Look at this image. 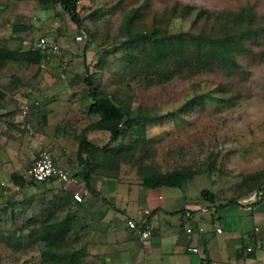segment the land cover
<instances>
[{
    "label": "rangeland",
    "instance_id": "374dc122",
    "mask_svg": "<svg viewBox=\"0 0 264 264\" xmlns=\"http://www.w3.org/2000/svg\"><path fill=\"white\" fill-rule=\"evenodd\" d=\"M76 7L79 24L55 1L0 0V46L34 49L44 37L58 47L37 64L6 60L0 66V264H48L36 230L45 220L73 212L76 232L70 230L67 239L77 234L71 247L84 248V261L135 264L131 255L140 242L132 239L124 218L114 220L123 231L116 241L96 246L98 238L87 230V214L101 205L99 190L73 203L61 183L11 181V173L23 175L42 150L74 172L80 170L81 137L102 147H89L81 156L89 164V183L101 190L120 188L128 207L133 188H145L142 176L152 171L193 172L184 193L204 213L209 202L200 199L201 190L219 203L242 199L253 191L245 176L264 169V0H76ZM134 8L127 25L124 18ZM240 8L251 13V22H231ZM154 29L188 39L179 73H160L166 63L156 65L149 42L133 37ZM202 32L240 36L233 60L214 62L209 54H197L209 46L192 41ZM91 88L127 113L123 133L111 141L108 131L87 128L98 118L88 111Z\"/></svg>",
    "mask_w": 264,
    "mask_h": 264
},
{
    "label": "crops",
    "instance_id": "0c3cea01",
    "mask_svg": "<svg viewBox=\"0 0 264 264\" xmlns=\"http://www.w3.org/2000/svg\"><path fill=\"white\" fill-rule=\"evenodd\" d=\"M91 186L102 197L96 212L87 214L88 232L98 238L96 246L105 239L116 241L123 231L114 220L117 216L124 218L132 239L140 242L131 255L135 264H145L146 258L153 259L154 264H264V191L253 200L236 199L202 213L200 205L188 200L184 189L177 187L133 188L135 198L128 207L130 199L127 195L124 198L120 188L115 192L108 185L102 190ZM86 193L85 188L83 199ZM143 209L148 214L144 215ZM173 210L178 211L171 213ZM128 217L145 219L151 228L149 236L141 238L137 230L127 228ZM197 225L203 228L201 232H185L187 226ZM188 246H196L198 252L187 251Z\"/></svg>",
    "mask_w": 264,
    "mask_h": 264
},
{
    "label": "trees",
    "instance_id": "16d2710c",
    "mask_svg": "<svg viewBox=\"0 0 264 264\" xmlns=\"http://www.w3.org/2000/svg\"><path fill=\"white\" fill-rule=\"evenodd\" d=\"M42 3H47L51 1L58 2L63 11H65L70 20L76 24L80 23L79 13L76 7V0H39ZM137 11V8H134L129 13L126 14L124 21L127 25H130V18L133 15L132 12ZM135 14V13H134ZM251 13L244 8H240L238 11L234 12L231 17V22L234 23H243L246 24L251 22ZM244 31V30H243ZM234 34H228L225 36L205 35L204 32L199 34L192 35V41L201 44V42H207L208 47L200 48V50L195 51L197 54H209L212 61L220 62H230L233 60L232 56V47L234 45L235 38ZM133 37L140 40L148 41L150 44L151 59L156 65L160 62L165 64V70L160 71V73L165 74L166 77H170L176 73H179V70L185 63V58L182 56L184 48L188 45L187 38L181 33H167L162 31L158 33L156 29L148 33H134ZM208 39V40H206ZM199 46V45H198ZM207 49V50H206ZM45 54L40 52L38 49H24V50H15L9 49L4 46H0V66L6 60H23L29 63H39L41 59H44ZM165 62V63H164ZM159 71H157V74ZM87 85H91L90 81H86ZM89 95L92 99V102L88 106V111L92 114H96L98 118L89 124H87L88 129L92 130H106L109 132V140H113L120 136L124 128L123 118L127 115L119 105L114 103L103 91H97L94 88H91ZM92 150L100 149L95 144L87 142L85 137H81L77 146V157L80 163V170L74 171V174L80 175L84 180V186L90 194H94L95 190L92 188L89 183L90 178V169L89 164L82 159V154L84 150L88 148ZM54 160V159H53ZM55 161V160H54ZM193 172L189 169H173L166 172H149L142 176V185L146 188H154L159 186H168V187H177L181 190L184 188L185 182L192 178ZM245 177L249 178L252 182V185L249 187V191L252 190H262L264 191V169L257 170L253 173L246 175ZM10 179L12 182L18 185L23 183H31L35 186H41L46 182H53L52 180L48 181H32L26 179L23 175L16 172L11 173ZM27 183V184H28ZM72 198V197H71ZM200 199L208 201V208L213 207L215 210L218 205L234 203V200H228L223 203H216L215 196L213 193H210L207 189H203L200 192ZM73 200V199H72ZM79 203L81 201H75ZM178 210H173L171 213H175ZM77 218L76 213H71L64 216L61 219L53 221H43L41 227L36 230L37 238L44 243L43 249V262L49 261L48 264H88L81 257L84 255V248H72L71 243L78 239L76 233H74L72 241L68 242L67 233L72 230L73 223ZM146 223V220L144 221ZM141 224L143 227L145 224ZM74 232L76 230L73 229Z\"/></svg>",
    "mask_w": 264,
    "mask_h": 264
},
{
    "label": "built area",
    "instance_id": "2783aa9c",
    "mask_svg": "<svg viewBox=\"0 0 264 264\" xmlns=\"http://www.w3.org/2000/svg\"><path fill=\"white\" fill-rule=\"evenodd\" d=\"M34 48L38 49L40 52L44 53L46 57H49L58 51L57 45L48 42L44 37H40L37 41L33 44ZM21 113L25 114L26 112V105L23 104L21 106ZM23 176L32 181H48L52 180L53 182H58L63 184V186H67L71 197L74 201H82L83 194L80 188V178L78 175L74 174V172L69 171L63 165L55 162L50 155L49 152L46 150H42L36 158L32 160V162L26 167L24 170ZM262 194V190H254L252 191L244 200H253L257 196ZM213 209V207H210ZM202 211L203 209L200 208ZM205 210L208 211V207L205 206ZM142 213L144 215L148 214L147 209H143ZM145 219L136 220L134 218L128 217L125 219V225L127 228L131 230H137L141 238H146L149 236L151 232V228L149 224L144 222ZM143 227L140 225L143 224ZM193 230L197 232H201L203 228L200 225L195 226V228L191 226H187L185 228L186 233H191ZM217 232L220 231L219 227L215 229ZM247 249H251L248 247ZM189 252H198V248L196 246H188L186 248Z\"/></svg>",
    "mask_w": 264,
    "mask_h": 264
}]
</instances>
